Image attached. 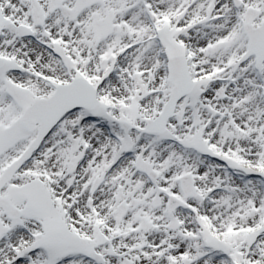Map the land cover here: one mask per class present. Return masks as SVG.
Segmentation results:
<instances>
[{
	"label": "snow or ice",
	"instance_id": "1",
	"mask_svg": "<svg viewBox=\"0 0 264 264\" xmlns=\"http://www.w3.org/2000/svg\"><path fill=\"white\" fill-rule=\"evenodd\" d=\"M0 264H264V0H0Z\"/></svg>",
	"mask_w": 264,
	"mask_h": 264
}]
</instances>
